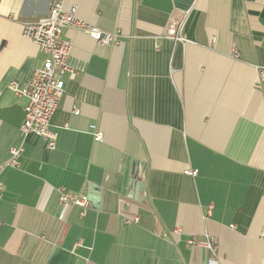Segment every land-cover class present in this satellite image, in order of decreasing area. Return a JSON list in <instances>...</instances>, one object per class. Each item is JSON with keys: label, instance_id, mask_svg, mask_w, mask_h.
Wrapping results in <instances>:
<instances>
[{"label": "crops", "instance_id": "crops-1", "mask_svg": "<svg viewBox=\"0 0 264 264\" xmlns=\"http://www.w3.org/2000/svg\"><path fill=\"white\" fill-rule=\"evenodd\" d=\"M52 1L0 0V264H208L186 243L206 234L219 264H264V0H65L119 40L63 31L73 71L47 149L12 85L44 59L21 29ZM61 192L88 195L84 214Z\"/></svg>", "mask_w": 264, "mask_h": 264}, {"label": "built area", "instance_id": "built-area-1", "mask_svg": "<svg viewBox=\"0 0 264 264\" xmlns=\"http://www.w3.org/2000/svg\"><path fill=\"white\" fill-rule=\"evenodd\" d=\"M65 0H53L49 12L34 21L22 23V36L37 45L44 59L40 66L36 67L31 77L20 87L12 85L15 93L26 97L24 116L19 126L23 135L33 133L42 137L47 149H53L56 144L57 133L50 128L51 117L56 109L58 100L65 86V75L72 73V67L68 62L71 50V42L63 37L66 28H73L90 35L97 43L108 45L115 44L119 40L116 31H105L91 24L75 14L76 6L72 4L64 8ZM186 13L180 18H171L166 25L165 36L174 42L186 43L187 37L183 33ZM258 87H264V64L259 69ZM74 110L73 113H77ZM94 140L102 137V132L94 131ZM21 147L10 148V158L7 164L18 166L17 158ZM186 174L194 175L196 170H186ZM3 185L0 182V191ZM59 200L63 206L73 205L80 208V214H84L89 207L91 198L86 194H69L61 192ZM138 218L135 217L134 221ZM126 222L129 220H125ZM176 229V232H179ZM188 246H201L208 251V264H219L218 246L216 240L210 235L198 239L189 237Z\"/></svg>", "mask_w": 264, "mask_h": 264}]
</instances>
